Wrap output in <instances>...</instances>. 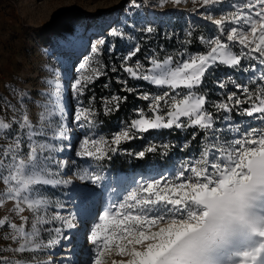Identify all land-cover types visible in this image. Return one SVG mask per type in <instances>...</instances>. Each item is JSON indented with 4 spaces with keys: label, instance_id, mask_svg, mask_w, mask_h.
I'll list each match as a JSON object with an SVG mask.
<instances>
[{
    "label": "snow or ice",
    "instance_id": "6c2138e0",
    "mask_svg": "<svg viewBox=\"0 0 264 264\" xmlns=\"http://www.w3.org/2000/svg\"><path fill=\"white\" fill-rule=\"evenodd\" d=\"M155 2L162 7L165 0ZM173 2L180 4L183 0ZM222 2L199 0L201 8L209 13L202 18L211 21L220 33L214 37H199L210 47L206 54L181 52L175 66H171L174 60L171 55L158 63L153 54L145 57L152 66L151 74L141 73L140 61H136V67L127 66L140 51L139 46L121 57L120 71L129 79H142L158 88L167 86L170 91L162 95L141 94L140 86H129L128 80L118 76L116 82L122 85V92L136 94L138 99L150 103L148 114L144 109H136L137 118L111 134V139L98 131L97 117L119 111L127 96L113 93L103 97L101 109L97 110L93 95L85 107L81 97L96 80L106 75L107 68L105 65L104 69L91 70V74L86 75L90 71L87 61L76 66L67 89L63 79H44L46 86L53 90L38 94L44 98L39 103L42 111L38 123L30 121L27 114L22 120L13 116L11 123L0 121V129L11 130L14 125L17 128L8 136L12 143L0 147V182L5 185V191L0 193V205L5 197L15 199L18 203L13 211L23 212L20 206L23 202L34 214L31 230H26L24 223H11L7 217L0 219V228L7 227L18 234H5V239L10 237L17 244L8 250L21 254L15 264H29V260L31 264H70V250L59 260L52 257L65 241L71 242L77 216L83 218L84 215H93L85 237L89 252L87 264H104L113 253L128 257L113 264H264V0H238L230 5L234 11L213 20V7ZM151 3L152 0L148 4L144 0H129L128 10H138ZM176 10L188 11L190 15L200 11L199 8ZM153 31L151 26L145 28L148 34ZM108 35L124 39L123 33L115 28L110 29ZM187 37L190 42L191 31ZM106 43L107 40L100 39L99 46L93 45L96 56L103 55ZM114 50V47L108 49L109 52ZM218 65L246 73L247 82L242 84L231 74L227 79L216 81V87L226 97L216 103L196 90ZM41 70L61 76L58 68L45 65ZM229 86L235 91L226 92ZM180 89L186 93L178 91ZM12 94L19 95L17 104L21 107L36 104L26 90L18 94L13 89ZM65 94L76 101L71 114ZM0 99L8 110H17V104ZM206 104L214 111L206 109ZM233 112L249 117L250 121L235 120ZM173 128H197L199 131L192 133V140L203 132L199 153L186 157L180 167L168 175L133 180L131 190L108 189L117 195L93 214L90 208L95 197L107 188L106 185L102 188L107 179L101 174L103 161L110 160L114 153L119 154L122 144L141 139L143 133ZM76 130L82 135L74 144ZM190 146L191 141H186L181 150ZM158 147L149 146L131 155L144 158L146 152L156 151ZM63 153H72L71 163L67 157L60 159ZM79 161L95 164L81 168ZM68 171L99 191H92L84 183L77 186L74 181L63 179ZM49 188H77V209H70L67 200L57 202L47 191ZM20 219L28 221L25 216ZM29 253L32 255L28 256ZM41 255L48 259H37ZM0 264L10 262L5 258L0 259Z\"/></svg>",
    "mask_w": 264,
    "mask_h": 264
},
{
    "label": "rangeland",
    "instance_id": "374dc122",
    "mask_svg": "<svg viewBox=\"0 0 264 264\" xmlns=\"http://www.w3.org/2000/svg\"><path fill=\"white\" fill-rule=\"evenodd\" d=\"M144 3L148 4L149 0H144ZM234 3H238V0H223L220 5L213 7L212 19H220L224 13L234 11L235 9L230 7ZM128 4L129 0H0V97L17 104L19 95L14 96L13 89L18 94L26 90L36 101L35 105L29 103L24 107L17 104V110L14 112L8 110L4 101L0 99V121L11 123L13 116L22 120L23 115L27 114L30 121L38 123V117L42 111L39 103L44 99L38 94L41 91L53 90L46 86L44 79H63L67 89L74 77L76 66L80 62L87 61L89 64L90 71L86 72V75L91 74V70L102 69L100 57L93 52V45L99 46L100 39L107 40L103 46L104 50L108 53L114 52V57L119 62H121V57L126 56L135 46H139L140 51L128 62L127 66L136 67V61H140L143 65L140 69L141 73L151 74L149 70L152 66L145 60V57L155 54L159 63L171 55L174 58L171 66H175L176 58L181 52L192 55L206 54L210 50V47L203 43L199 37L220 35L217 27L211 21L202 18L209 13L201 8L199 0L197 3H194L193 0H183L180 4H175L173 0H165L162 7L152 0L150 6L131 11L128 10ZM198 8L200 11L192 15L188 14V11L176 10ZM147 26L154 29L151 34L145 32ZM112 28L123 33L124 39L109 36L108 32ZM189 31L192 33L190 42L187 37ZM110 47H114L115 50L109 52ZM45 65L58 68L61 76L56 77L54 74L42 71L41 69ZM229 74L242 84L247 82L246 73L239 70L234 72L231 68L218 65L206 75L204 84L196 90L197 93L207 94L209 100L216 103L226 99L224 92L216 87V81L227 79ZM121 79L123 78L121 77ZM110 82L104 84L106 93L110 92ZM128 84L140 86L141 94L147 92L150 95H162L164 91H170L167 86L158 88L142 79L139 81L131 79ZM252 90L258 94L255 88ZM178 91L186 93V90L183 89ZM225 91L231 92L235 89L229 86ZM64 99L68 112L71 114L75 109L76 101L71 98L70 94H65ZM81 100L87 107L90 99L81 97ZM149 103V101L142 100L141 106H137V109H144L145 114H148ZM95 106H97L96 103H94ZM247 106L244 105V107ZM205 107L214 111L209 104H206ZM231 115L237 121H250L249 117L243 114L238 115L237 112H233ZM127 124V122L121 121L114 130L112 128L104 130L99 127L98 131L111 139V134L121 131ZM16 131L15 125L11 130L0 129V147L12 143L8 136ZM196 131L199 130L197 128L150 130L141 134V139H134L122 144L119 154L114 153L112 156L118 155L128 160H135L137 157L131 153H138L153 145L159 147L156 151L146 152L149 157L143 171L122 172L107 164V160L103 161L101 174L107 179L103 182L102 188L104 185L107 188L103 190L102 195L98 194L95 197L90 211L94 214L96 209L102 210L104 205L115 198L117 194L108 189L119 187L122 190H131V187L134 186L133 180L158 177L159 174L168 175L176 171L186 157L199 153L201 137L204 133L200 132L196 139L192 140V133ZM81 135L82 133L78 130L75 131L74 144ZM186 141H191V146L181 150V146ZM163 145L169 147L165 148ZM65 157L71 163L72 153H63L60 159ZM78 163L81 168L87 167L88 164H95L94 161H79ZM62 178L74 181L77 186L84 183V186L94 192L99 191L94 186L80 181L71 171H68ZM121 179H123V183L119 182ZM13 186L18 187V185ZM41 190L43 191V189ZM4 191L5 185L0 182V193ZM47 191L55 196L57 202L67 200L70 209H77L79 205L77 188H49ZM17 203L18 201L15 199L5 197L3 204L0 205V219L7 217L11 223L18 225L24 223L26 230H31L34 219L33 212L26 207V204L20 202L24 211L17 214L13 211ZM20 216L28 217L27 223L22 221ZM75 223L77 228L72 233L73 239L70 243L65 241L61 247L55 249V256L52 258L59 260L70 250V264H87L89 252L85 237L93 223V215H84L83 218L77 216ZM6 233L18 235L7 227L0 228V249H3L0 251V259L6 258L10 264H15L21 254L8 250L15 248L17 244L10 237L5 239ZM27 255L31 256L32 254ZM37 259L46 260L48 256L41 255ZM126 259L128 257L113 253L105 259L104 264H113V261ZM29 264H31V260H29Z\"/></svg>",
    "mask_w": 264,
    "mask_h": 264
},
{
    "label": "trees",
    "instance_id": "16d2710c",
    "mask_svg": "<svg viewBox=\"0 0 264 264\" xmlns=\"http://www.w3.org/2000/svg\"><path fill=\"white\" fill-rule=\"evenodd\" d=\"M102 69L106 65V75L101 76L98 80H96L95 84L92 85L90 90L87 92L83 99H90L93 95H95L96 100L95 103L97 106L95 108L97 110L101 109V98L109 97L113 93H118L120 96H127V101L121 104L119 111H114L110 115L99 114L97 119L100 122V128L104 130L115 129L119 122L125 121L129 123L135 116V110L137 106H141L142 100L137 98L136 94H129L127 92L121 91V84L116 82L117 77L131 80L128 78L127 74L120 71L121 63L114 57V52L108 53L106 50L103 51V55L100 57ZM117 69L116 72H113L112 69ZM111 81V82H110ZM139 81V80H138ZM106 82H110V92L106 93L104 89V84ZM129 86L135 87V84H129ZM149 154L146 153L144 158L140 159H130L114 155L110 160H107V164L110 166L116 167L118 170L122 172H127L131 170L133 173L137 171H143V167L148 161Z\"/></svg>",
    "mask_w": 264,
    "mask_h": 264
}]
</instances>
